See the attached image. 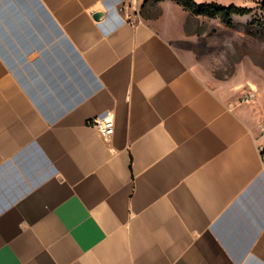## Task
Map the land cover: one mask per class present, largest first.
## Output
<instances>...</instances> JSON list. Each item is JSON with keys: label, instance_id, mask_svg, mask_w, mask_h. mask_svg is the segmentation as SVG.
<instances>
[{"label": "crops", "instance_id": "obj_1", "mask_svg": "<svg viewBox=\"0 0 264 264\" xmlns=\"http://www.w3.org/2000/svg\"><path fill=\"white\" fill-rule=\"evenodd\" d=\"M176 10L0 0V264H264V134Z\"/></svg>", "mask_w": 264, "mask_h": 264}, {"label": "rangeland", "instance_id": "obj_2", "mask_svg": "<svg viewBox=\"0 0 264 264\" xmlns=\"http://www.w3.org/2000/svg\"><path fill=\"white\" fill-rule=\"evenodd\" d=\"M260 1L199 0L198 4L216 3L221 6L233 4L248 8L249 12L230 16L236 21L235 28H225L224 22L218 15L189 18L186 20V27L188 31H196L197 36L206 43L197 55L192 56L191 64L212 83L229 85L235 101L240 105L250 106L258 118V126L262 127L264 125V13L261 11ZM176 3L175 0H139L138 13L154 22L153 19L158 17V10L162 11V17L160 16L158 22L160 25L163 23L162 19L166 21L173 19L172 14L177 11L176 6L183 12V17L190 12L188 8ZM144 7L147 9L145 10ZM247 92L253 93L252 100L248 102L244 101Z\"/></svg>", "mask_w": 264, "mask_h": 264}, {"label": "trees", "instance_id": "obj_3", "mask_svg": "<svg viewBox=\"0 0 264 264\" xmlns=\"http://www.w3.org/2000/svg\"><path fill=\"white\" fill-rule=\"evenodd\" d=\"M177 3L182 5L184 8H188L193 13L198 15H204L209 17L220 16L225 26L231 27L232 21L230 16L232 14L241 15L249 12L248 8L238 7L233 4L228 6H221L216 3H201L197 4L192 0H175ZM261 11L264 13V0L260 1Z\"/></svg>", "mask_w": 264, "mask_h": 264}, {"label": "built area", "instance_id": "obj_4", "mask_svg": "<svg viewBox=\"0 0 264 264\" xmlns=\"http://www.w3.org/2000/svg\"><path fill=\"white\" fill-rule=\"evenodd\" d=\"M252 97L253 93L247 92L244 101L248 102L252 100ZM89 123L96 128V130L104 140H108L114 132V119L111 112H107L106 115H97L91 118L89 120ZM261 130L264 134V125L261 127ZM258 150L264 165V148L262 146H259Z\"/></svg>", "mask_w": 264, "mask_h": 264}, {"label": "water", "instance_id": "obj_5", "mask_svg": "<svg viewBox=\"0 0 264 264\" xmlns=\"http://www.w3.org/2000/svg\"><path fill=\"white\" fill-rule=\"evenodd\" d=\"M99 15H100L99 13H96V14L94 15V17L97 18V17H99Z\"/></svg>", "mask_w": 264, "mask_h": 264}]
</instances>
